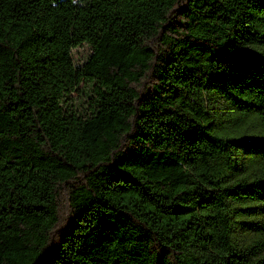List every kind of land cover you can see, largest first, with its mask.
<instances>
[{"label": "trees", "instance_id": "trees-1", "mask_svg": "<svg viewBox=\"0 0 264 264\" xmlns=\"http://www.w3.org/2000/svg\"><path fill=\"white\" fill-rule=\"evenodd\" d=\"M0 264H264V0H0Z\"/></svg>", "mask_w": 264, "mask_h": 264}, {"label": "rangeland", "instance_id": "rangeland-1", "mask_svg": "<svg viewBox=\"0 0 264 264\" xmlns=\"http://www.w3.org/2000/svg\"><path fill=\"white\" fill-rule=\"evenodd\" d=\"M91 52V49L87 46H77L73 49V56L77 63H81L83 59ZM74 96V93L71 94Z\"/></svg>", "mask_w": 264, "mask_h": 264}]
</instances>
